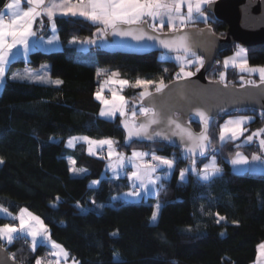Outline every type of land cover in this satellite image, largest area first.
I'll use <instances>...</instances> for the list:
<instances>
[{
  "label": "trees",
  "instance_id": "trees-1",
  "mask_svg": "<svg viewBox=\"0 0 264 264\" xmlns=\"http://www.w3.org/2000/svg\"><path fill=\"white\" fill-rule=\"evenodd\" d=\"M6 1L0 0V9ZM206 11L210 19L195 21L191 26L210 25L223 36L227 24ZM56 22L64 48L34 50L28 64L35 68L50 63L52 77L62 83L11 79V72L25 64L18 60L9 66L8 79L0 88V205L11 215L25 208L39 216L52 238L79 264H252L258 245L264 241V174L234 173L229 158L239 149L249 155L264 154L258 139L248 143L247 134L237 145L220 143L214 129L218 118L227 114L211 118L210 149L215 144L220 146L215 153L221 171L208 181L193 174L182 179L184 164L192 160L181 148L162 141L127 145L120 126L122 116L102 117V103L96 97L104 77L98 73L99 68L117 71L129 82L122 94L129 99L130 108L137 109L141 97L132 83L139 78L170 83L177 78L175 61L170 56L162 58L160 53L106 52L99 44L93 47L96 56L89 59L70 43L73 38L92 36L97 26L75 17H58ZM234 47L222 52L219 59ZM248 62L264 66V46L248 50ZM227 70L230 75L237 74L235 83L241 85L242 73L234 67ZM211 73L208 78L217 79ZM244 111L256 116L250 134L264 129V111ZM188 120L196 130L202 129L194 117ZM75 134L110 137L124 152L142 147L176 156L177 164L172 177L159 186L155 201L116 200L115 196L130 188L127 179L105 178L104 154H88L84 143L67 147L66 140ZM69 156L74 157L76 166L87 170L85 175L71 174ZM206 160L204 157L195 163L200 167ZM95 180L99 181L97 186L92 185ZM156 203L161 208L153 220ZM96 204L102 205L101 210L95 208ZM10 219L0 217V224L10 223ZM0 243L22 264H35L37 258L51 254L45 244L33 251L30 239L24 236L12 243L0 238Z\"/></svg>",
  "mask_w": 264,
  "mask_h": 264
},
{
  "label": "snow or ice",
  "instance_id": "snow-or-ice-1",
  "mask_svg": "<svg viewBox=\"0 0 264 264\" xmlns=\"http://www.w3.org/2000/svg\"><path fill=\"white\" fill-rule=\"evenodd\" d=\"M24 2L29 5L26 9L22 8V0H8L4 5V11H0V84H4L8 79L6 73L10 64V57L16 55L13 50L21 46L24 54L27 55L30 38L36 36L34 24L37 18L40 19L41 26H43V20L47 17L54 28L55 18L58 15L81 17L94 24H99L102 27L97 29L98 33L107 34L111 30L113 35L132 37L135 40H144L147 38L148 40L158 41L169 52H183L184 55H177L175 59L181 63V73L185 77L194 75L190 71L185 72V67L197 64V71H199L200 67L204 65V58L197 56L196 52L193 51L192 45L189 42L188 33L184 30L190 22L194 23V17L207 20L203 9L204 6L211 4L212 0H24ZM185 7L186 14L184 12ZM166 22L169 25V31L172 35L167 38H161L160 35H156L155 33H162ZM149 29L151 32H149ZM75 42L73 40V43ZM80 42L83 43L84 41ZM87 42L95 43V40L89 39ZM48 43H52V40H49ZM189 56L194 57V59H189ZM224 66L226 68L228 66L238 68L242 73L240 78L244 84L252 86L264 85V66L249 65L246 58V50L243 47H238L232 57H226ZM244 73L249 75L258 74L260 85H257L254 80H245ZM118 75V73L111 74L112 77H117ZM220 77L221 80H224L225 73L221 72ZM180 78L181 74L178 73L177 79ZM11 79L44 81L46 80V76L37 75L25 70L23 75L15 73ZM108 82L105 81V83ZM54 83L60 84L62 81L56 80ZM111 83L120 85L121 89L123 86L129 84L127 80L122 79H111ZM152 84L153 82L151 81H136L135 86L144 89L140 93L142 101L145 97L153 96L148 90ZM155 87L156 92L160 93L167 86L161 81ZM96 96L106 106L105 109L101 110V116L114 118L119 113L125 117L123 126L127 130V138L129 140L133 137L152 140L157 136L165 140H171L173 136H179L181 142L185 145V153L190 159L197 152L204 155L210 146L211 141L207 129L211 117L206 111L200 108L195 110L194 115L202 121L204 128L197 134L190 127L183 125L178 119H174L168 115L163 110V105H161V111L158 112L155 105L144 107L142 103L139 108V114L144 117V120L137 123V111L135 109L132 110L131 117L129 118L128 112L126 111L128 102L124 96L118 95L116 91H112V100L105 99L100 91L96 93ZM250 120V117L239 116L225 121L220 126L219 140L226 142L240 139L248 131L245 125ZM161 125H164L170 131H152L153 126L160 127ZM254 138L258 139L260 148L264 150V129H257L251 135L246 136L245 140L251 143ZM75 139L77 138H70L68 144L71 146ZM80 139L87 142L89 145L88 152L91 155H96V149L100 148L102 150L103 146L106 145L107 155L105 158L109 160L108 167L114 173L124 167L126 163L132 164L134 170L130 173V178L134 181V184L133 189L128 193L131 197H141L143 192L151 191L149 186L155 185L160 180V177L156 175L157 169L161 165L171 169L176 162L175 159L159 156L155 153L149 154L138 151H133L131 157H128L125 154L115 151L114 145L116 141L111 139L93 140L87 136ZM149 155L151 158L146 161L145 157ZM251 159L264 163V155L253 154ZM215 161L216 157L213 156L210 163L204 164L203 170L199 172L202 179L207 180L212 175L221 171ZM231 162L234 165L248 164L249 158L237 152ZM71 163L74 165L75 161L72 160ZM192 170L196 171L195 160H192ZM261 170L264 171V168ZM72 171L74 173H81L86 170L73 167ZM187 171L188 169L181 170L180 176L182 179ZM93 183L98 184L99 181H94ZM155 208L156 211L152 214L153 220L156 219L159 213L160 205L157 204ZM0 213H3L6 217L11 215L2 206H0ZM217 215L219 214L217 213ZM11 218L18 219L19 224H3L0 226V238L4 239L7 243H12L16 238L14 234L30 236L33 251L36 249L39 238L40 243L46 244L56 250L54 255L58 258L57 264H59V260H67L69 253L62 245L51 240L50 230L40 217L28 212L27 209H21L17 217ZM223 219L225 218L219 217V220ZM258 250L260 256H264V243L258 246ZM12 258H15L14 254ZM35 264H45V262L43 258H37ZM72 264H78V262L73 260Z\"/></svg>",
  "mask_w": 264,
  "mask_h": 264
},
{
  "label": "water",
  "instance_id": "water-1",
  "mask_svg": "<svg viewBox=\"0 0 264 264\" xmlns=\"http://www.w3.org/2000/svg\"><path fill=\"white\" fill-rule=\"evenodd\" d=\"M216 19L227 24L223 36L215 33L210 25L188 26L184 31L188 33L189 42L193 51L204 58V65L190 77L175 79L166 84L162 92L151 91L152 97H145L141 100L144 107L156 106L158 112L163 110L174 119H178L186 127H190L194 133L199 134L204 125L194 115L195 110L200 108L207 112L211 118H217L228 113L242 110L264 111V85L252 86L247 84H226L221 80L209 79L207 74L213 69L215 62L225 50L234 45H241L247 50L257 49L264 46V0H215L207 6ZM149 32L151 30L149 29ZM161 38L172 35L170 31L155 33ZM100 48L106 52L144 55L151 53L165 52L168 55L184 54L169 52L163 48L158 41L135 40L132 37L113 35L111 30L104 34L100 40ZM150 101V102H148ZM194 117L195 121L202 125L200 131L188 120ZM125 117L120 121V126L125 132V143L162 141L182 149L184 155L185 145L179 136H173L171 140H165L159 136L152 140L133 137L127 138V130L123 126ZM144 117L138 115L136 122L140 123ZM169 132L170 130L161 125L153 126L152 131ZM209 134V124L207 129ZM211 140V138H210ZM210 152V146L204 155L197 152L191 160H200ZM0 264H22L13 259L6 247L0 243Z\"/></svg>",
  "mask_w": 264,
  "mask_h": 264
},
{
  "label": "crops",
  "instance_id": "crops-1",
  "mask_svg": "<svg viewBox=\"0 0 264 264\" xmlns=\"http://www.w3.org/2000/svg\"><path fill=\"white\" fill-rule=\"evenodd\" d=\"M212 1H215V0H212ZM7 2H8V0L6 1V3ZM4 5L0 9V11H4ZM207 6L208 5L204 6V9H203V11L205 13V16L207 17V20H204L203 18H196V17H194V22L195 21H200V20L201 21H208L210 19V14L206 11L207 10ZM27 7H29V5L26 2H24V0H22V8L26 9ZM184 12L186 14V7L184 9ZM58 17H73V16H59L58 15L56 18H58ZM56 18H55V27L54 28L52 26V23L48 20L47 17H45L44 20H43V26H41L40 19L37 18V21L34 24V30L36 31V36L30 38V41H29V50L27 52V55L24 54L23 48L21 46H18L17 49H14L13 50V52L16 53V55L14 57H10V64H9V66L11 65V63H13L14 61H18V60H23L25 62V64L23 66H20V67L15 68L11 72V74L9 76L10 78L15 73H19L20 75H23L24 72H25V70H27L28 72H31V73H34V74H37V75L46 76V80H44V81L29 80V79H23V80L16 79V80L36 82V83H44V84H55V85H60L61 84V83L60 84L54 83V81H56V80H60V81H62V80L60 78H54V77H52L50 63H42L39 67H35V68L34 67H31L28 64L29 59H30V54L34 50L50 51V50H60V49H63L64 48L63 41L61 40V37H60V34H59V28H58V25H57V22H56ZM75 18H80V19H83V20H87V19H84V18H81V17H75ZM87 21H89V20H87ZM89 22H91V21H89ZM192 24L193 23L190 22L187 25V27L188 26H191ZM95 25L97 26V29L100 28V27H102L99 24H95ZM166 28L169 31V25L167 24V22L165 23L162 31L165 30ZM97 29L95 30V32H94V34L92 36L85 37V38H73L71 40V43L70 44L76 47V49L79 52V54H80L79 48H84V47H87L88 50H89L88 53H91V50L93 49V47L96 46V45H98V44H100V40H101L102 36L104 35L103 33H98L97 32ZM54 37H55V39H53ZM89 39L95 40V43H88L87 41ZM49 40H52V43H48ZM73 40H75L76 42L73 43ZM80 41H84V42L81 43ZM87 55H89V54H87ZM87 55H85V56H87ZM9 66L7 68V73H6L7 74V77H8V69H9ZM4 84H0V88H2V86ZM232 115H235V118L236 117H239V116L250 117L251 120H250L249 123H247L245 125V127L248 126L256 118L255 115H252V114L246 113V112L232 113ZM108 138L114 141V139H112L110 137H108ZM104 149H106L105 155H107V148H104ZM114 149H115L116 152H119V153L124 154V151L120 150L118 148L117 144L114 145ZM139 149H142V148H138L137 149L138 152H140ZM100 151H101V149H100ZM131 151L128 152V153H131ZM143 151L145 153H149V154L155 153V152H150V151H148V150H146L144 148H143ZM239 152L242 153L243 155L247 156L243 151H239ZM155 154L156 155H159V156H164V157H167V158H170V159H174V156H166V155L157 154V153H155ZM254 154L264 155L262 153H254ZM127 156L128 157H131V155H127ZM247 157L249 158L248 164H237V165H234L231 162L233 158L230 159L232 171L234 173H238V174H245V173H250V172L251 173L264 174V171L261 170L262 168H264V163H262L261 161H253L251 159V157H249V156H247ZM150 158H151L150 155L149 156H146L145 157V160L146 161L147 160H150ZM175 161L176 162H175L174 166L171 169H168L167 166H164V165H161L157 169L156 175L160 177V180L155 185H150L149 187L151 188V191H145V192H143L142 195H141V197H131V196L128 195V193L133 189V184H134V181L130 178V175H129V177L126 178V179H127L128 183L130 184V188L128 190L122 192L120 195L115 196V199L116 200L129 201V202H138V201H141V200L155 201L156 200V196H157V192H158V188L161 185V183H163L164 180L170 179L172 177L173 171H174L175 166L177 164V158L175 159ZM189 163L190 162L185 163L184 166H183V168H182V170L183 169H188V171L185 172V173H187L186 175L193 174L195 176H198L202 181H208V180H210L215 175L214 174L209 179L204 180L199 175V172L201 170H203V166L204 165H202V166L199 167V165H197L195 163L196 171H193L192 168H191V166H189ZM216 164H217V162H216ZM219 168L221 169V167H219ZM133 170L134 169H133V166H132L131 163H126L125 166L123 168L119 169L116 173L112 172L109 169H106V167H105V173H104L103 176L105 178H108V179L109 178L110 179H120V178H125L126 177V173L127 172H130L131 173ZM95 181H98V180H95ZM136 183L138 184V182H136ZM97 185L98 184L94 183L93 186H97ZM157 204L158 203H156V205ZM0 206H2V205H0ZM2 207H4V206H2ZM160 208H161V206H160ZM9 212L11 214V211H9ZM262 243H264V241ZM252 264H264V256H260L258 247H257V256H256V259H255V261Z\"/></svg>",
  "mask_w": 264,
  "mask_h": 264
},
{
  "label": "rangeland",
  "instance_id": "rangeland-1",
  "mask_svg": "<svg viewBox=\"0 0 264 264\" xmlns=\"http://www.w3.org/2000/svg\"><path fill=\"white\" fill-rule=\"evenodd\" d=\"M238 47H243V46H241V45H235V47L233 48V51L231 52V53H229V54H227V55H224L223 57H221V59H218L217 60V62L215 63V65H214V67H213V69L211 70L212 71V73L210 74V76L211 77H217V79H214V80H221V77H220V73L221 72H224L225 73V78H224V80H221L222 82H224V83H228V84H236L235 83V81H236V75L237 74H233V73H231V75L228 73V68L229 67H232V66H228L227 68L224 66V60H225V58L226 57H232L233 56V54L237 51V49H238ZM245 50H246V58H247V60H248V50L245 48V47H243ZM79 51H80V54L82 55V56H85V55H87V54H89V55H87L88 57L87 58H89L90 59V57H95L96 56V52L92 49L91 50V53H88L89 52V50H88V48L87 47H84V48H79ZM177 55H184V54H175V55H167V56H170L169 58L171 59V60H174L175 61V63L178 65V71H177V74L178 73H180L181 74V78L182 77H185L184 75H183V73H181V63L179 62V61H177L176 59H175V57L177 56ZM197 55V54H196ZM197 56H200V55H197ZM201 57V56H200ZM189 59H194V57H191V56H189ZM197 67H198V65L197 64H193V65H189V66H187V67H185L184 68V71L185 72H192V73H196V72H198L197 71ZM201 68V67H200ZM237 70H238V72H240L239 71V69L237 68ZM210 71V72H211ZM98 73L99 74H103L104 75V77H103V79L101 80V87H100V89H97V91H96V93L98 92V91H100V93H101V95L105 98V99H108V100H112V91H116L117 93H118V95H122V96H124L123 94H122V92H121V86L120 85H117V84H112L111 83V79H121L120 78V76L118 75L117 77H112L111 76V74L112 73H118L117 71H110V70H107V69H105V68H99V70H98ZM177 74L175 73V76L177 77ZM244 74H247V73H244ZM247 76L249 77V79H251V80H254L255 82H256V84H258V83H260V80H259V75L258 74H252V75H249V74H247ZM111 78V79H110ZM177 79V78H176ZM137 80H140V81H149V80H145V79H143V78H139V79H137ZM136 80V81H137ZM105 81H109L108 83H105ZM136 81L134 82V83H132V87L133 88H137V89H139V91H138V93H137V95L138 96H140V93L142 92V91H144V89L141 87V88H138V87H136L135 85H136ZM161 81H163V83L166 85V83H165V81L164 80H161ZM161 81H159V82H155V81H151V82H153V84L152 85H150L149 86V91L151 92V91H154V90H156V85H158ZM123 87H125V86H123ZM109 95V96H108ZM107 96H108V98H107ZM97 97V96H96ZM125 97V96H124ZM126 99V98H125ZM100 100V99H99ZM101 101V100H100ZM126 101L128 102L127 103V109H126V111L128 112V116H129V118L131 117V112H132V110H134L135 108H130V101H129V99H126ZM101 103H102V101H101ZM135 103H138V101H135ZM135 106H137V105H135ZM106 108V106L102 103L101 104V108H100V112H101V110L102 109H105ZM140 107H137V109H135L136 111L139 109ZM243 111V110H242ZM242 111H235V112H233V113H238V112H242ZM244 112H246V111H244ZM247 113V112H246ZM118 115H120L119 113H117V115L114 117V118H111V117H106V116H102V117H105V118H108V119H115ZM138 115V114H137ZM252 115H255V114H252ZM123 117V116H122ZM256 117V116H255ZM136 118H137V116H136ZM218 118V117H217ZM235 118V115H232V113L231 114H227V115H225L224 117H222V119L221 118H218V120L216 121V127L215 128H217V129H214V130H216V134H217V136H218V140H219V132H220V126L221 125H223L224 123H225V121H227V120H229V119H234ZM253 122L254 121H252L248 126H246V128L248 129V131L247 132H245V134H244V136H246L247 134L248 135H251L250 133H251V130H252V124H253ZM85 136H87V137H89V138H91V139H93V140H101V139H109L108 137H102V138H94V137H90V136H88V135H85V134H75V135H72V136H69L68 137V139L66 140V146L67 147H69V148H75L76 147V145L77 144H79V143H84L85 145H86V147H87V152H88V147H89V145L87 144V142L86 141H84L83 139H80V138H82V137H85ZM73 137H75V138H77V139H75L74 141H73V144L70 146L69 144H68V141H69V139L70 138H73ZM241 138H243V136L242 137H240V139ZM54 140H58L57 138H53ZM240 139H238V140H235V141H231L233 144H235V145H237L238 144V142H239V140ZM219 142L220 143H224V142H221L220 140H219ZM235 142V143H234ZM104 148H107V146L105 145V146H103V149ZM138 148H142V147H135V148H133L132 149V151H131V153H128V152H124V154L127 156V155H132V152L133 151H137V149ZM220 149V146L218 145V144H215V145H213V147H212V149H210V152H209V154L207 155V156H205L206 158H207V160H206V162L205 163H203L202 165H204V164H206V163H209V162H211L212 161V157L213 156H215V157H217V154L215 153V151H217V150H219ZM99 151H100V148H97L96 149V152H97V154H99ZM139 151L140 152H144L143 151V148L142 149H139ZM239 151H243L247 156H249V157H252V155L254 154V153H252V154H248L249 152L248 151H246L245 149H239V150H237L233 155H232V157H230L229 158V160L230 159H232L235 155H236V153L237 152H239ZM252 152V151H251ZM100 153H101V151H100ZM88 154H89V152H88ZM96 154V155H97ZM102 154V153H101ZM103 155V154H102ZM104 158L106 157V155H105V153H104V156H103ZM68 159H69V162H70V167H71V174L73 175V176H83V175H85L86 174V172L87 171H85V172H81V173H74L73 171H72V168L73 167H75V168H77V169H84V168H82V167H78V166H76L75 164L73 165L72 163H71V161L72 160H74L75 161V159H74V157L73 156H69L68 157ZM105 159H107V158H105ZM174 159H176V156H174ZM1 161V160H0ZM216 162H217V164L219 165V163H218V161H217V158H216ZM1 163V162H0ZM108 164H109V160L107 159V162H106V169H109V170H111L112 172H113V170L111 169V168H109L108 167ZM189 166H191V168H192V162H190L189 163ZM219 167H220V165H219ZM123 168V167H122ZM121 169V168H120ZM86 170V169H85ZM187 173H185L184 175H186ZM92 185H94V183L92 182ZM160 205V204H159ZM101 206L102 205H100V204H96L95 205V208L96 209H100L101 210ZM4 208V207H3ZM23 209H25V208H23ZM28 210V209H27ZM21 211V210H20ZM20 211L18 212V215L20 214ZM84 212L86 211V210H83ZM28 212H31V211H29L28 210ZM8 213H10L9 211H8ZM32 213V212H31ZM32 214H34V213H32ZM35 216H37L36 214H34ZM0 217H5V218H10V216H8V217H6L3 213H0ZM39 217V216H38ZM41 219V218H40ZM42 220V219H41ZM224 220V219H223ZM6 224H10V223H6ZM3 224H0V226H2ZM48 228V227H47ZM49 229V228H48ZM15 236H16V234H14ZM24 237H27V238H29L30 239V243H31V237L30 236H25L24 234H22ZM50 236H51V232H50ZM2 239V238H1ZM16 239V238H15ZM14 239V240H15ZM13 240V241H14ZM51 240L52 241H55L56 243H58V244H60L59 242H57L56 240H54L53 238H52V236H51ZM2 241H4L5 243H7L4 239H2ZM12 241V242H13ZM40 244H42V243H40L39 242V238H38V243H37V246H36V249H37V247L40 245ZM46 245V244H45ZM60 245H62V244H60ZM47 246V245H46ZM63 246V245H62ZM49 247V249H50V252L49 253H51V254H49L48 255V257H45V258H43V257H39V258H43V260H44V262H45V264H49V262H51V264H57V257L54 255V253H55V249H52L50 246H48ZM63 248L64 249H66L64 246H63ZM35 249V250H36ZM67 250V249H66ZM67 252L69 253V251L67 250ZM73 260H75L76 262H78V264H79V261L76 259V258H74V257H72V258H70V254H69V256H68V258H67V260H59V264H72V262H73Z\"/></svg>",
  "mask_w": 264,
  "mask_h": 264
},
{
  "label": "built area",
  "instance_id": "built-area-1",
  "mask_svg": "<svg viewBox=\"0 0 264 264\" xmlns=\"http://www.w3.org/2000/svg\"><path fill=\"white\" fill-rule=\"evenodd\" d=\"M160 53V56L162 57V58H167V53H165V52H159ZM107 98H108V96H107ZM101 153L102 154H104V153H106V149H103V150H101ZM129 175H130V172H127L126 173V177L125 178H128L129 177ZM137 190H139L138 188H137ZM18 216V213H13L12 215H11V217H17ZM10 224H15V225H18L19 224V220L18 219H10ZM22 234H16V238L17 239H19V238H22Z\"/></svg>",
  "mask_w": 264,
  "mask_h": 264
},
{
  "label": "flooded vegetation",
  "instance_id": "flooded-vegetation-1",
  "mask_svg": "<svg viewBox=\"0 0 264 264\" xmlns=\"http://www.w3.org/2000/svg\"><path fill=\"white\" fill-rule=\"evenodd\" d=\"M260 48H261V47H260ZM257 49H258V48H257ZM251 50H254V49H251ZM244 79H245V80H249V77L244 75ZM239 80H241V78H240ZM242 84H244V83L242 82ZM242 84H241V85H242Z\"/></svg>",
  "mask_w": 264,
  "mask_h": 264
}]
</instances>
